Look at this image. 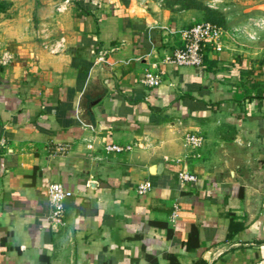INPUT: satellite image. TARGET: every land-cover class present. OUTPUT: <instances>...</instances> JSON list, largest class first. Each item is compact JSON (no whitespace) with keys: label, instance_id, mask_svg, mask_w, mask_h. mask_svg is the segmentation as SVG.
<instances>
[{"label":"crops","instance_id":"1","mask_svg":"<svg viewBox=\"0 0 264 264\" xmlns=\"http://www.w3.org/2000/svg\"><path fill=\"white\" fill-rule=\"evenodd\" d=\"M217 10L240 33L193 67L163 60L197 9L0 0V264H264V0ZM51 182L72 192L62 226Z\"/></svg>","mask_w":264,"mask_h":264},{"label":"built area","instance_id":"2","mask_svg":"<svg viewBox=\"0 0 264 264\" xmlns=\"http://www.w3.org/2000/svg\"><path fill=\"white\" fill-rule=\"evenodd\" d=\"M142 4L148 2L162 3L163 0H139ZM221 0H204V3L213 9L218 8ZM258 25L264 27V21L260 20ZM238 34L240 29H233L228 32L223 26L202 20L193 23L183 31L181 45L173 50L169 55L164 57L165 63H173L176 65H186L198 67L203 64L206 47L212 45L216 51L222 49V41L225 35ZM254 37V36H250ZM164 71L156 65L147 68L142 77L141 83L145 87H157L162 83ZM185 143L193 149L202 146L204 138L197 132H189L184 137ZM4 145V141L0 139V146ZM136 143L118 144L106 143L104 145L105 153H122L131 150ZM64 150V147H60ZM178 179L181 183L194 182L196 175L185 171L178 173ZM150 187L149 182H144L137 187L139 193L146 192ZM72 194L71 191L65 189L59 182H51L46 187V195L49 205L48 219L57 226L64 224V200ZM177 206L173 216L176 215Z\"/></svg>","mask_w":264,"mask_h":264},{"label":"trees","instance_id":"3","mask_svg":"<svg viewBox=\"0 0 264 264\" xmlns=\"http://www.w3.org/2000/svg\"><path fill=\"white\" fill-rule=\"evenodd\" d=\"M162 5L170 8L178 6L180 9H197L202 12L203 20L224 26L225 18L217 9L208 7L202 0H163ZM264 164V161H262Z\"/></svg>","mask_w":264,"mask_h":264}]
</instances>
